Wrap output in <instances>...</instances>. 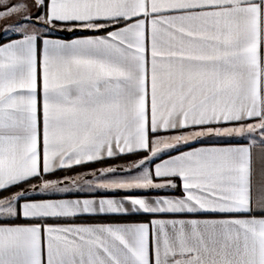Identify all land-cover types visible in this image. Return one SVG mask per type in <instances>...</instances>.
<instances>
[{
    "label": "snow or ice",
    "instance_id": "snow-or-ice-1",
    "mask_svg": "<svg viewBox=\"0 0 264 264\" xmlns=\"http://www.w3.org/2000/svg\"><path fill=\"white\" fill-rule=\"evenodd\" d=\"M0 25V264H264V0H0Z\"/></svg>",
    "mask_w": 264,
    "mask_h": 264
},
{
    "label": "crops",
    "instance_id": "crops-1",
    "mask_svg": "<svg viewBox=\"0 0 264 264\" xmlns=\"http://www.w3.org/2000/svg\"><path fill=\"white\" fill-rule=\"evenodd\" d=\"M6 23L10 24L12 22L7 21ZM2 27H3V25H0V28H2ZM173 134H175V133H170L169 135H173ZM138 158H136V159H138ZM136 159H133L132 156H129L123 160H106L103 163L88 164L84 167L77 168L73 172L67 173V174L68 175H75L77 173H80V174L86 175V177H87V174H89L93 170H97V169H100V168L108 166V165H115V164H125L126 165L127 163L131 162L132 160H136ZM61 175H64V174L61 173ZM145 219H147V217ZM142 220H144V219H142ZM76 222L77 223H100V222H114V220L110 219V218H103V219H98V220H78ZM119 222H124V220H119Z\"/></svg>",
    "mask_w": 264,
    "mask_h": 264
},
{
    "label": "trees",
    "instance_id": "trees-1",
    "mask_svg": "<svg viewBox=\"0 0 264 264\" xmlns=\"http://www.w3.org/2000/svg\"><path fill=\"white\" fill-rule=\"evenodd\" d=\"M145 218L146 217H143V216H134V217L120 218V220H124V221H137V220H142V219H145ZM110 219L115 220V218H110Z\"/></svg>",
    "mask_w": 264,
    "mask_h": 264
},
{
    "label": "rangeland",
    "instance_id": "rangeland-1",
    "mask_svg": "<svg viewBox=\"0 0 264 264\" xmlns=\"http://www.w3.org/2000/svg\"><path fill=\"white\" fill-rule=\"evenodd\" d=\"M10 22H12V21H10ZM136 158H138V157H136V156H133V159H136Z\"/></svg>",
    "mask_w": 264,
    "mask_h": 264
}]
</instances>
